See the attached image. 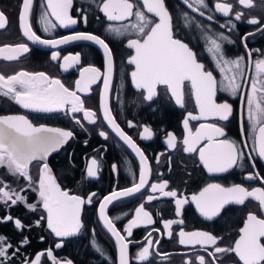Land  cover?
<instances>
[{
    "label": "snow or ice",
    "instance_id": "6c2138e0",
    "mask_svg": "<svg viewBox=\"0 0 264 264\" xmlns=\"http://www.w3.org/2000/svg\"><path fill=\"white\" fill-rule=\"evenodd\" d=\"M182 3L200 17L206 16L208 21H214L215 17L212 14L206 15L204 10H214L229 18L220 24L221 28H226L229 32L237 27L233 19L244 20V9L252 10L257 7L255 0H235V5L229 0H214L211 6L207 0H182ZM33 6L34 0H22L18 16L19 28L27 41L52 49L80 41L91 42L102 50L105 70L101 72L93 65L81 67L80 78L75 81L73 89L65 86L60 79L42 71L21 70L8 76L0 74V96L7 97L20 107L33 112H62L87 132L84 123L76 114L82 113L83 121L91 125H96L101 117L97 115L96 110L85 107L84 99L78 93L90 94L92 86L102 82L99 104L102 120L139 158L140 171L138 182L133 186L119 191L114 189L99 201V220L114 238L118 264H130V260H134L136 264H155L154 257H159L161 262L170 261L171 254L159 251L156 246L160 244V239L154 240L151 232L145 236L143 245L135 255H129L130 244L140 243L129 239L133 236V229L155 223L143 203L135 209L134 217L128 220L123 228V234L115 222L120 221L122 217L118 215L113 219L106 214L108 206L113 205L115 201L142 193L147 187L151 194L147 195L146 202L151 203L161 198L174 201L175 216L180 218L162 220L167 237L171 239L173 225L184 224L182 209L189 203V199L180 196L176 189H170L168 180L149 182L152 175L149 158L121 128L113 115L109 96L115 64L109 43L100 35L80 31L59 38H43L37 34L31 22ZM236 6L241 10L234 11ZM260 6L264 9V0H260ZM96 7L108 22H115L109 23L106 30L126 38L125 47L131 52L127 59V65L132 69L129 73L130 82L144 101L153 102L163 91L175 105L185 108L186 90L194 98L198 114L187 112L182 122L185 131L182 141H178L174 133H167V148L175 150L180 146L184 153L198 156L199 164L213 175L228 173L233 169L244 171L250 165L254 171L245 172L243 179L250 182L259 181L264 185V176L255 171L256 157L264 160V52L248 48L250 37L256 32L264 34V24L261 20L253 16L246 21L256 26V32H248L240 37V42L246 49V56H227L225 43L234 44L235 41L224 32L205 34L206 52L210 54L214 67L219 70L221 76L218 81L213 70L208 69L205 63L198 59V53L188 43L177 38L173 16L165 0H99ZM42 8L44 10L38 23L44 33L51 34L57 27L69 28L81 20L85 24L88 22L86 7L76 9L79 18L73 17V0H46V7L42 5ZM183 15L184 24L188 26L189 14L185 12ZM6 27L7 17L0 11V30ZM196 27L201 28L200 23H197ZM29 51L27 43L0 45V59L15 61ZM254 53L257 54L255 59ZM59 59L60 52L53 51L51 60ZM62 60L60 66L64 71L81 63L79 53L65 55ZM246 68L254 72L251 80L246 76ZM218 93H227L233 98L239 97L241 101L240 140L227 137L225 128L235 110L227 100L218 102ZM245 109L252 135L251 145L244 138L247 135ZM209 120L215 122L200 123L195 131L190 127V121ZM127 127H140L138 135L141 140L154 139L155 133L148 126H138L133 121H127ZM98 135L105 140L109 138L108 132L104 130H99ZM74 138L75 133L71 130L34 126L25 115H0V168L5 169L6 174L14 179H23L26 182L23 187L16 188L0 178V206L4 207L7 213L0 217V224L11 222L14 229L23 235L26 228L30 230L33 226L41 227L43 222L56 238H60L55 244L57 249L63 247L64 239L81 233L84 228L83 208L93 204L97 194L92 192L84 197L62 189L48 163V157L52 153L58 152ZM163 155L164 153H160L155 157L156 163L160 162V156ZM33 167L38 170L35 179L31 172ZM112 170L116 172L118 165L113 164ZM85 171L87 177L98 178L99 160L92 157L87 162ZM28 190L37 193L36 202H28ZM190 201L199 214L209 221L221 218L229 206H245L249 201L256 202L258 211L264 214V186L249 188L242 184H233L226 187L219 183H208L198 194L192 195ZM19 204L31 212L42 208L43 214L32 225H25L20 218H14L10 214V209ZM177 235L180 245L191 246L195 250L191 256L184 254L183 264H226V258L232 254L237 258V264H264V218H260L255 212H248L243 226L238 230V238L230 245H223V236L202 230L185 231L181 228ZM92 243L101 256L109 259L95 241ZM29 244V239L24 237L18 246H14L6 236L0 235V264H12L21 253V248ZM45 261L47 264H73L71 259L58 258L51 248L42 250L31 258L25 257L22 264H45Z\"/></svg>",
    "mask_w": 264,
    "mask_h": 264
},
{
    "label": "flooded vegetation",
    "instance_id": "af4514ba",
    "mask_svg": "<svg viewBox=\"0 0 264 264\" xmlns=\"http://www.w3.org/2000/svg\"><path fill=\"white\" fill-rule=\"evenodd\" d=\"M99 0H73V9L71 14L74 18H79L76 9L86 7L88 13V22L85 24L82 20L69 28L57 27L51 34L44 33L41 25L38 23L39 16L44 10L42 5L46 7V0H34L31 22L37 34L43 38H59L64 35H70L74 32H89L100 35L106 39L113 51L114 56V77L112 88L109 96L110 106L113 115L121 128L130 135L137 145L145 152L149 158L152 169L150 183L159 180H168L170 189H176L180 196L189 199V203L182 209L183 225H173L172 238L167 237V230L163 228L162 220L179 219L175 216L174 201L170 198H161L151 203L146 202L147 195H150V189L147 187L131 197H126L115 201L113 205H109L106 214L110 218L121 216L120 221H115L118 230L123 234V228L128 220L132 219L135 209L144 204L145 210L149 211L155 223L149 226H140L133 229V236L129 239L139 244L133 243L129 246V255L133 257L138 249L143 245L145 236L149 232L152 237L160 239V244L156 247L162 253H170V261L161 262L159 257H154L155 264H183L184 254L193 255L194 249L191 246H183L178 243V232L181 228L185 231L202 230L212 233L213 235L223 236V245L234 243V239L238 238V230L243 226V222L249 211L255 212L260 218H264V214L257 209L256 202H246L245 206H229L228 210L222 214L221 218L209 221L202 217L195 205L191 203L190 198L208 183H219L223 186H231L233 184H242L246 187H257L261 185L259 181H246L243 179L245 172L254 171L249 165L244 171L233 169L228 173L209 174L201 164H199L198 156L187 154L182 151L180 146L175 150H169L165 143L168 132H172L178 141H182L185 135L183 128V120L187 112L198 114L194 98L187 92L186 107L181 108L175 105L174 101L169 99L168 95L161 91L159 98L153 102H146L142 95L138 93L130 82L131 66L127 65V59L131 54L130 50L125 47L126 38L116 36L108 32L109 23L103 13L99 12ZM170 12L173 16V25L177 38L188 43L194 51L198 53V59L205 63L208 69H212L217 80L221 79L218 69H215L214 62L210 58V54L206 52L205 34H213L224 32L235 41L234 44L224 45L225 52L228 57L235 58L245 55L246 49L240 42V37L248 32H256V26L248 24L246 21L250 17H257L264 24V9L260 6V0H255L257 7L252 10L244 9L245 18L242 21H234L236 30L229 32L226 28H221L220 24L225 23L229 18L223 17L221 14L209 10H204L207 14L215 17L214 21H208L205 17H200L198 13L191 12L182 0H165ZM211 6L214 0H207ZM235 5V0H229ZM22 0H0V11L5 13L7 17V27L0 30V45H15L18 43H27L30 51L22 55L18 60L6 61L0 59V74L5 76L15 74L21 70L28 72H45L48 75L58 78L65 86L73 89L75 81L79 79V70L81 67L93 65L103 72L105 63L102 50L91 42L80 41L63 45L57 49H52L44 45L32 44L22 35L19 28L18 16L21 8ZM241 10L239 6L234 7V11ZM189 14V24H184V13ZM194 19H191L193 18ZM53 22H55L54 18ZM200 23L201 28H197L196 24ZM249 49H260L264 52V34L256 32V34L248 40ZM59 51L61 59L57 61L51 60V53ZM80 54V65L64 71L61 68L63 63L62 57L69 54ZM257 54L254 53V59ZM247 63V59L245 60ZM254 72L246 68V76L251 80ZM102 90V82L92 86L90 94L78 93L84 99L85 107L97 111V115L101 117L96 125L88 124L83 121L82 113H77L87 128L85 132L79 125L71 119L69 115L62 112L40 113L24 109L15 104L7 97L0 96V115H25L33 123L34 126H45L49 128H61L71 130L75 133V138L69 140L58 152L52 153L48 157V163L51 167L57 182L62 189L69 190L70 194H77L86 197L92 192L97 194L91 205H85L82 211V222L84 228L81 233L64 239L62 248H55V244L60 240L56 238L42 222L41 227H31L25 229L21 235L11 222L0 224V235L6 236L14 246H18L19 242L27 237L30 244L21 248V253L12 264H22L25 257L31 258L42 250L53 249L54 254L58 258H67L73 261V264H118L117 250L114 238L103 228L99 220V201L104 196L109 195L114 189L119 191L126 187L133 186L139 179V158L135 153L127 147L119 138L111 131L110 128L102 120V114L99 111L100 92ZM247 92V88H245ZM218 102L227 100L232 103L234 115L227 123L225 131L229 139L240 140L239 134V111L241 101L239 97H230L227 93H218ZM245 127L247 131L245 139L252 144L251 129L246 118V109L244 111ZM127 121H133L138 126H148L153 129L155 136L152 140L139 139L140 127L128 128ZM209 121H190V127L193 131L200 123H211ZM99 130L108 132L109 138L103 139L98 135ZM87 141V144H85ZM160 156V162L156 163L155 157ZM255 155V154H253ZM96 157L100 162V171L98 178L87 177L86 164L92 158ZM118 165V170L113 172L112 165ZM261 176H264V160L256 157V169ZM32 175L38 176V170L33 167ZM0 178L8 181L12 187L20 188L25 185L23 179L16 180L6 174V170L0 168ZM29 203L37 201V193L28 190L26 192ZM4 207L0 206V217L6 215ZM10 214L15 218L18 217L25 225H32L34 221L43 214V209L38 208L36 212L28 211L22 204L14 206L10 209ZM159 229V232L153 231ZM223 229V230H222ZM94 230V231H93ZM43 237V240H41ZM93 241L104 250L105 259L99 252L95 250ZM222 245V246H223ZM198 247V246H197ZM203 254V253H201ZM47 264V261H45ZM130 264H136L134 260H130ZM226 264H237V258L234 254L226 258Z\"/></svg>",
    "mask_w": 264,
    "mask_h": 264
},
{
    "label": "water",
    "instance_id": "95a60500",
    "mask_svg": "<svg viewBox=\"0 0 264 264\" xmlns=\"http://www.w3.org/2000/svg\"><path fill=\"white\" fill-rule=\"evenodd\" d=\"M50 231V230H49Z\"/></svg>",
    "mask_w": 264,
    "mask_h": 264
}]
</instances>
